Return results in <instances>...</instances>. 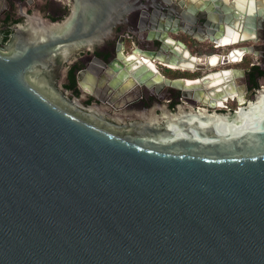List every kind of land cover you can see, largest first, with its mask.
<instances>
[{
	"label": "water",
	"instance_id": "95a60500",
	"mask_svg": "<svg viewBox=\"0 0 264 264\" xmlns=\"http://www.w3.org/2000/svg\"><path fill=\"white\" fill-rule=\"evenodd\" d=\"M178 1L72 0L61 22L30 25L0 52V264H264V87L234 112L162 111L123 134L60 97L63 64L113 39L136 11H159L148 37L172 59L168 34L187 21L204 19L217 48L236 31L235 0ZM261 21L247 15L241 26L255 33ZM135 62V79L152 75Z\"/></svg>",
	"mask_w": 264,
	"mask_h": 264
},
{
	"label": "flooded vegetation",
	"instance_id": "af4514ba",
	"mask_svg": "<svg viewBox=\"0 0 264 264\" xmlns=\"http://www.w3.org/2000/svg\"><path fill=\"white\" fill-rule=\"evenodd\" d=\"M71 2L72 0H0V52H8L15 36H28L25 28L30 25L45 20L61 22L68 15ZM147 5H170L175 8L179 6V1L147 0ZM251 7L264 9V5H249L247 9ZM156 14H159L158 10ZM156 14L136 11L129 17L127 24L117 29L113 39L100 47L80 50L68 63L63 64V73L56 77V82L60 83V97L68 110L82 118L101 122L105 127L123 134L130 133L132 125L143 123L141 118L158 116L162 111L171 114L189 109L234 112L248 102L247 95L254 98L256 92L264 87V21L256 23V41L253 47L257 55H254V60L245 68L240 69L243 74H239L236 66L242 64L248 54L235 64L227 63L225 59L231 50L249 45L242 43L230 46L231 48L214 47L205 39L206 32L201 24L204 19L198 17V24L187 21L181 26L185 33L168 34L169 42L174 47L180 43L186 47V50L182 47L180 50L187 59H183L185 63L179 65L175 62L177 59H172L170 52H166L157 40H152V35L148 37L156 25L152 19ZM240 36L242 39L246 34L241 32ZM185 39L197 46L206 42L213 51L210 59L218 60V65L210 66L211 61H206V57L210 55L190 53V42ZM221 49L228 50L220 53ZM185 51L203 60L193 61L197 58L189 59ZM222 58L224 59L220 63ZM137 59L152 71V75L142 82L133 77V73L139 71L135 62ZM228 71L231 73H227ZM218 72L227 75L215 82L214 76ZM158 75L161 80L155 78ZM140 76L144 77V73ZM164 79L180 83L167 84ZM240 99L243 102H239ZM89 106L94 108L93 112L84 108ZM99 111L108 115L132 116L135 120H127L124 124L106 121V118L97 114Z\"/></svg>",
	"mask_w": 264,
	"mask_h": 264
},
{
	"label": "bare ground",
	"instance_id": "6f19581e",
	"mask_svg": "<svg viewBox=\"0 0 264 264\" xmlns=\"http://www.w3.org/2000/svg\"><path fill=\"white\" fill-rule=\"evenodd\" d=\"M202 0H197L196 2H194L196 5L197 4H199L200 2H201ZM228 3H229V1L228 0H226ZM230 3H232V2H230ZM229 3V4H230ZM237 3V4H236ZM249 5H255L256 7L257 6H259V5H264V0H236V2H234L233 4H232V6L234 7V9H236V11H238L239 12V18L238 19H236V31H233V33H232V36L231 37H228V35H225V36H223L222 37V39H221V41H219V42H221L222 44V46H219L218 48H221V47H223V46H226L227 44H229V43H231L232 41H240V40H249V39H253V38H255V36H254V34L255 33H247L245 30H244V28H242V26H241V23H242V19H244L245 18V16H251V15H258V16H260V15H262V14H264V9H262V8H254V7H251L250 9H247V7L249 6ZM246 8V9H245ZM230 31V30H229ZM241 32L242 33H244V34H246V37H244V38H242V39H240V35H241ZM238 35H239V37H238ZM173 43V42H172ZM175 45H176V43H175ZM180 48H181V45H178L177 47H176V49H177V53L178 54H176L175 56H174V58L173 59H177V61H175L176 63H178L179 65H181V64H184L185 62H184V60L183 59H187V57L186 58H184V53L182 54V51L180 50ZM183 48V47H182ZM226 48V47H225ZM183 49H185V48H183ZM186 50V49H185ZM185 52H187L188 53V55H189V59H193V57H195V58H197V59H194L193 61H199V62H201V60H203V59H199V57H196V56H193V55H191L188 51H185ZM242 55H243V51H241L240 49H236V54L234 53L231 57H228V61H227V63H230V64H235V63H238L239 61H240V57H242ZM213 55H211V56H208V58H206V61H208V60H210L211 61V64H210V66L211 67H214L215 65H216V62H217V60L216 59H210V57H212ZM215 57V56H214ZM180 58V59H179ZM182 58V59H181ZM226 61V60H225ZM227 73H231V71H228ZM227 73H223V72H218V73H216L217 75L216 76H214V78H215V82H218L219 81V79H222L223 77H226V75H227ZM213 75H215V74H213ZM239 102H243L241 99L239 100Z\"/></svg>",
	"mask_w": 264,
	"mask_h": 264
},
{
	"label": "rangeland",
	"instance_id": "374dc122",
	"mask_svg": "<svg viewBox=\"0 0 264 264\" xmlns=\"http://www.w3.org/2000/svg\"><path fill=\"white\" fill-rule=\"evenodd\" d=\"M185 40L190 42L188 39H185ZM246 44L255 46L254 45L255 43L250 42V41L246 42ZM188 46H189L190 53H193V54L195 53L198 56H207L208 54L213 53L212 49L210 48V46L206 42H204L203 44H200V46L194 45L190 42V44L188 43ZM194 46H196V47H194ZM228 48H231V47H228ZM225 50H228V49H221L220 53L225 51ZM252 60H254V55L253 54L247 55L246 58L244 59V62L242 64L236 66V69L240 70V69L245 68V66H247ZM250 96L251 95H247L248 101H249Z\"/></svg>",
	"mask_w": 264,
	"mask_h": 264
},
{
	"label": "built area",
	"instance_id": "2783aa9c",
	"mask_svg": "<svg viewBox=\"0 0 264 264\" xmlns=\"http://www.w3.org/2000/svg\"><path fill=\"white\" fill-rule=\"evenodd\" d=\"M214 47H215V46H214ZM216 48H217V47H216ZM226 48H228V47H226ZM210 56H211V55H210ZM206 58H208V56H207ZM217 59H218V57H217ZM223 59H224V58H222V60H220V63H222ZM227 61H228V60H227ZM227 61H226V62H227ZM207 62L209 63V60H208ZM216 65H218V60H217V62H216Z\"/></svg>",
	"mask_w": 264,
	"mask_h": 264
},
{
	"label": "crops",
	"instance_id": "0c3cea01",
	"mask_svg": "<svg viewBox=\"0 0 264 264\" xmlns=\"http://www.w3.org/2000/svg\"><path fill=\"white\" fill-rule=\"evenodd\" d=\"M195 2L197 1V0H194ZM229 1V3L232 1V0H228ZM185 2H186V5H188L189 4V0H185ZM235 2H236V0H235ZM225 60H227V59H225Z\"/></svg>",
	"mask_w": 264,
	"mask_h": 264
},
{
	"label": "trees",
	"instance_id": "16d2710c",
	"mask_svg": "<svg viewBox=\"0 0 264 264\" xmlns=\"http://www.w3.org/2000/svg\"><path fill=\"white\" fill-rule=\"evenodd\" d=\"M213 53H210V54H208V55H212Z\"/></svg>",
	"mask_w": 264,
	"mask_h": 264
}]
</instances>
